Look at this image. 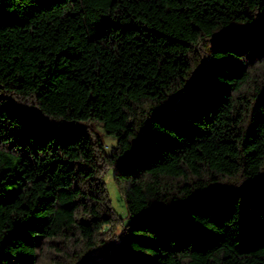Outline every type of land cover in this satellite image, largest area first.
<instances>
[{
    "label": "trees",
    "instance_id": "1",
    "mask_svg": "<svg viewBox=\"0 0 264 264\" xmlns=\"http://www.w3.org/2000/svg\"><path fill=\"white\" fill-rule=\"evenodd\" d=\"M99 249L264 264V0H0V264Z\"/></svg>",
    "mask_w": 264,
    "mask_h": 264
},
{
    "label": "rangeland",
    "instance_id": "2",
    "mask_svg": "<svg viewBox=\"0 0 264 264\" xmlns=\"http://www.w3.org/2000/svg\"><path fill=\"white\" fill-rule=\"evenodd\" d=\"M73 125L75 128H77L78 126H85L89 124L87 122H78V123H73ZM91 126L97 133H99L102 136L107 152H111L113 146L116 145V139L112 136L105 134L103 128L99 124H92ZM104 182L106 185L108 196L111 200L112 207L124 222L129 221L126 199L123 193L121 192V189L115 179L113 168H110L109 171H107L106 174L104 175ZM103 252H105L104 249H99L93 252L92 254H90L89 257L86 259V261H82L78 264H87V262L97 263L104 257ZM46 259L47 260L43 261L44 264H57L53 260H50L51 259L50 257L49 259L48 258ZM64 264H68V263H64Z\"/></svg>",
    "mask_w": 264,
    "mask_h": 264
}]
</instances>
